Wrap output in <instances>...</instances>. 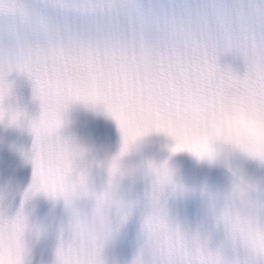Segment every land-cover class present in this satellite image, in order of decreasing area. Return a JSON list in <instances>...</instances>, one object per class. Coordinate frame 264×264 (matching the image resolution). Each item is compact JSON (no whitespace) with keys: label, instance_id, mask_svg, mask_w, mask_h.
Returning <instances> with one entry per match:
<instances>
[{"label":"clouds","instance_id":"1","mask_svg":"<svg viewBox=\"0 0 264 264\" xmlns=\"http://www.w3.org/2000/svg\"><path fill=\"white\" fill-rule=\"evenodd\" d=\"M122 2L123 44L0 52V264H264V0Z\"/></svg>","mask_w":264,"mask_h":264},{"label":"snow or ice","instance_id":"2","mask_svg":"<svg viewBox=\"0 0 264 264\" xmlns=\"http://www.w3.org/2000/svg\"><path fill=\"white\" fill-rule=\"evenodd\" d=\"M128 12L122 0H30L26 23L0 32V52L53 42L84 49L120 45L128 39Z\"/></svg>","mask_w":264,"mask_h":264}]
</instances>
